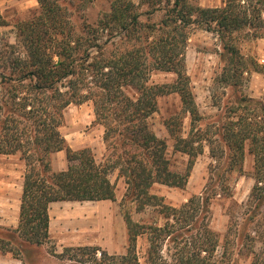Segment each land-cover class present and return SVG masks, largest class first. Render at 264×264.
<instances>
[{"label":"trees","instance_id":"obj_1","mask_svg":"<svg viewBox=\"0 0 264 264\" xmlns=\"http://www.w3.org/2000/svg\"><path fill=\"white\" fill-rule=\"evenodd\" d=\"M60 1L37 0L38 14L20 23L15 43L0 52V154H19L26 166L18 225L0 227V252L21 260L12 241L47 242L50 202L115 199L107 168L96 163L89 147L70 148L59 131L68 105L91 101L95 120L104 127L106 149L112 151V168L128 184L121 201L127 249L112 255L98 246L68 247L63 255L73 252L72 259L80 255L79 262L87 257L95 264H140L136 242L145 237L146 264H229L234 253L249 258V264H264V248L256 247L264 244V98L238 90L247 62L240 43L264 38V0H223L215 7H202L196 0H139L138 5L113 0L109 12L79 31ZM157 12L161 17L152 21ZM196 28L216 36L222 62L217 83L234 92L220 107L213 133V123L198 125L201 116L184 72L187 39ZM152 70L173 72L176 79L149 85ZM126 88L138 96H129ZM169 93L179 96L190 120L186 136L180 117L165 121L174 151L187 157L183 174L169 170L166 142L146 123L156 111V98ZM204 144L218 172L200 195L173 206L149 192L154 183L184 187ZM58 151L65 152L68 163L55 172L51 155ZM245 151L253 160V184L243 213L235 215L236 204L229 210L220 242L209 226L210 197H232L228 176L243 174ZM127 202L139 214L158 207L163 224L133 220L124 208Z\"/></svg>","mask_w":264,"mask_h":264},{"label":"rangeland","instance_id":"obj_2","mask_svg":"<svg viewBox=\"0 0 264 264\" xmlns=\"http://www.w3.org/2000/svg\"><path fill=\"white\" fill-rule=\"evenodd\" d=\"M112 1H75L71 4L66 0H61L60 3L67 10L71 25H73L76 31H79L85 22L94 24L103 13L109 12ZM132 1L136 5L139 4V0ZM196 1L202 7H215L222 6L223 4V0ZM137 8L139 11V6ZM144 9V7H141L142 11ZM38 12L39 4L37 0H0V15L5 23L4 25H0V52L8 50L7 45L15 43L18 25L37 15ZM160 17L161 13L157 12L152 16L151 20L157 21ZM219 51V44L215 35L202 29H191L185 49L184 72L189 79L190 89L201 116L198 125L204 127L205 123H213L209 126L211 133H213L216 121L222 114L220 107L226 99H230L234 94L231 88H223L217 83L222 69ZM240 51L247 62L245 65L246 71L243 73L242 82L238 90L247 97L262 99L264 98V39L243 41L240 43ZM175 79L176 74L173 72L152 70L149 72L148 84H170ZM125 93L133 98L138 96V93L131 88H126ZM171 117H180L182 119L181 134L182 136H186L189 131L190 120L188 115H184L180 98L176 93L158 96L156 98V111L147 117L146 123L158 138L166 142V157L169 159V170L174 173L183 174L186 168L187 157L182 153L174 151V139L169 135L165 125V121ZM59 131L66 138L68 145L73 150L89 147L96 163L104 165L107 168V176L114 185L115 200L106 204L101 202L90 203L98 212L96 215L99 217L100 213L103 216L102 218L97 217L96 222L99 224L100 220L103 226L104 222L107 221V213L112 210L118 211L116 217L120 216L122 218L121 210L123 208H121V201L129 193L128 184L122 177L117 176V170L112 168V151L110 150V152L106 149L103 140L104 127L95 120L92 102L86 101L81 104L68 105L63 111V122L59 127ZM59 155L56 156V164L59 166L64 163L67 166L68 162L65 152L62 151ZM214 164V160L209 156L208 147L204 144L203 153L197 156L184 187H171L165 184L154 183L149 192L162 196L167 203L173 206H178L192 195H200L205 185H209L211 181H216L214 179L218 171L212 168ZM252 166V156L245 151L243 174L233 172L228 176L227 183L231 188L232 197H226L221 194L210 197L209 226L218 234L220 242H223L224 235L226 234L229 220L228 213L232 205L236 204L233 208L236 216H240L243 213L242 211H244L243 203H245L253 184V179L250 177ZM25 170V162L19 154H0V181L23 182ZM13 186L11 185L10 190L14 195ZM9 204L5 206L11 208ZM124 208H128L131 211L132 219L137 222L139 220H145L146 222L155 221L160 225L164 222V219L156 211L158 207L146 208L140 214L135 211L133 203L127 202ZM113 219L114 217L110 219V225ZM102 233V236L106 239L108 234ZM12 244L13 247L19 250L23 264H95L93 260L87 259V257L85 262H79L78 260L82 259L80 255L72 259L71 255L73 252L63 255V249H57L54 240L51 238L41 246L20 242L18 239L12 241ZM256 247L257 249L264 248V244L257 243ZM145 249V237L137 238L136 250L141 264H145ZM220 251L221 248L218 249V253ZM0 253L12 257L10 253ZM165 253L164 251L163 254ZM249 263V258L234 253L229 264ZM0 264L11 263L1 261Z\"/></svg>","mask_w":264,"mask_h":264},{"label":"crops","instance_id":"obj_3","mask_svg":"<svg viewBox=\"0 0 264 264\" xmlns=\"http://www.w3.org/2000/svg\"><path fill=\"white\" fill-rule=\"evenodd\" d=\"M61 152L62 151H58L51 155V169L53 171H61L67 167L64 163L59 166L56 164V156H60L59 154H61ZM11 185H14V195L10 190ZM21 194L22 181H16L15 183L0 181V227L10 229H15L17 227ZM112 201L113 200H64L50 202L48 206V235L49 238L54 240L56 248L64 249L68 247L98 246L108 254H124L127 249V228L124 219L122 220L123 216L122 218L117 216V218L116 214L118 211L112 210L107 213V221L104 222L102 226L99 219V224L96 222L98 217L96 214L98 212L94 206L90 204L91 202L106 204ZM8 203H10L9 205L11 208L5 206ZM99 217L102 218L103 216L99 213ZM113 217L114 219L110 225V219ZM102 232L108 234L106 239L102 236ZM0 260L11 264H23L21 260L1 253Z\"/></svg>","mask_w":264,"mask_h":264}]
</instances>
